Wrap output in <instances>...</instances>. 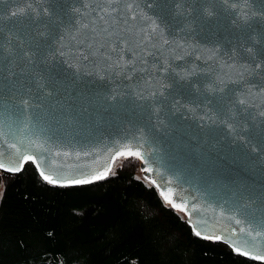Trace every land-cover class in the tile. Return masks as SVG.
Here are the masks:
<instances>
[{"label": "water", "instance_id": "1", "mask_svg": "<svg viewBox=\"0 0 264 264\" xmlns=\"http://www.w3.org/2000/svg\"><path fill=\"white\" fill-rule=\"evenodd\" d=\"M102 2L66 0L65 9L69 14L59 29L64 36L66 56L71 51L67 45L71 41L69 32L72 25L68 21L72 18V10L78 8L90 17L91 6ZM149 2L123 0L120 7L123 9L129 3L135 4L133 14L144 13L160 22L159 16L154 15L159 10L154 3L149 7ZM45 4L46 0H0V29H3L0 40L7 41L9 33L18 30L17 18H10L11 11L27 10L29 5L40 9ZM232 4L236 8H232ZM215 6L219 14L204 26H201L202 21L193 19L196 13L188 19L166 14L163 24L172 31L168 39L175 42L165 53L167 70L154 67L150 58L143 66L147 72H128L125 75L115 71L114 74L113 69L106 71L102 60L75 59L71 60L72 67L63 69L61 79H64V74H75L81 83L77 86L66 81V84L58 85V91H54L51 85L43 87V81L34 82L33 73L27 78L28 83L22 92L26 95L27 89L31 88L32 95H39L42 103L23 109L14 108L11 103L0 104V154L11 159L19 149L20 154H31L42 162L41 169L34 165L40 177V171L44 170L55 173L54 178L77 179L89 178L106 167L110 168L108 176L115 160L120 157L119 152L139 151L143 157L139 159L143 178L155 187L163 200L162 192L178 206L173 207L168 202L171 207L186 209L179 211L195 235L198 230L202 234L198 237L219 236V240H207L221 242L232 250V244L238 243L253 255L264 254V236L253 240L239 232L244 227L251 229L253 236L256 232L264 233L259 214L253 220L241 211L243 206L252 208L260 198H264V145L258 146L256 139L236 138L220 121L210 126L207 119H201L205 112L213 111L204 99L205 95L211 99L221 94L214 93L212 89L239 87L241 91L236 96L243 98L249 95L254 102V106L247 108L243 115L247 117L251 112L249 123L257 127L264 123V116H261L264 112V77L257 75L244 80L237 75L238 67H228L233 62L238 66L252 59L264 64L256 54L261 46L259 25L264 23V6L260 0H227L226 3L215 0ZM244 9L255 13L250 19L252 28L248 29L255 39H248L246 44L237 41L236 37L242 33L237 25L230 23L233 16H238ZM176 44L183 45V48L174 51ZM253 45L252 53L244 50L246 46ZM8 47L10 45L6 43L0 54V81L5 85L9 81L25 79L21 74L23 62H17ZM136 68L140 69L141 65L137 64ZM173 78L183 84L191 96L181 97L186 107L174 108L171 112L165 107L160 113V120L164 121L161 124L150 113L151 99L140 97L141 94L148 97L161 83L165 80L171 82ZM245 89H251V93H245ZM48 92L51 95H47ZM4 96L9 98L7 88ZM114 98H118L119 103ZM21 99V95L15 96V103L19 104ZM186 100H194L195 104L186 103ZM81 105L87 111H79ZM61 108L72 111L76 119L64 121L59 115ZM37 145H43V148ZM81 185L86 184L61 187ZM249 197L253 199L249 200ZM235 219H240L241 223L236 224ZM242 257L264 264L261 260Z\"/></svg>", "mask_w": 264, "mask_h": 264}, {"label": "snow or ice", "instance_id": "2", "mask_svg": "<svg viewBox=\"0 0 264 264\" xmlns=\"http://www.w3.org/2000/svg\"><path fill=\"white\" fill-rule=\"evenodd\" d=\"M65 2L66 0H46L45 6L40 9H34L32 5H29L27 10L19 8L10 12V18L16 17L15 23L19 27L16 33H9L7 41L0 40V54H2L6 43L10 45L7 49L9 53L16 57L17 62H23L21 74L25 75V79L24 81H9L7 85L0 81V104L11 103L14 108L20 107L23 109L42 103L39 95H32L31 88L27 89L26 95L22 92V89L28 83L27 78L32 76L33 73H35L34 82L43 81V87L46 88L51 85L54 91H58V85L66 84V81L78 86L81 80L75 74L71 76L64 74V79H61L63 69L72 67L71 60L75 59L81 61L92 60L93 62L102 60L106 65V71L109 68L113 69L114 74L115 71H121L125 75L128 72H147L148 69L143 66L148 64L150 58L154 67L158 66V68L167 70L166 62L168 57L165 56V53L175 42L168 39L172 35V31L168 29L166 24H163L166 14L170 13L173 17L188 19L193 17V13H196L197 15L193 19L196 22L202 21L201 26L206 25L208 21L219 14L215 6V0H150L149 7L154 3L159 10L158 13L154 14L159 16L160 22H158L157 19L144 13L133 14V10L136 8L135 4L129 3L121 9L120 5L123 0H103L102 3L91 6L93 11L90 17L82 13L78 8L72 10V18L68 21L72 25V30L69 32L71 41L67 45L71 51L66 56L63 44L64 36L59 31L60 27L64 25V17L69 14L67 9H65ZM76 2H80V0H76ZM224 2L226 3L227 0H224ZM260 3L264 6V0H260ZM231 7L236 8V5L232 4ZM254 15L255 13H249L244 9L241 10L238 16L234 15L230 21V23L237 25L242 33V35L236 37L238 42H245L246 44L248 39H255L248 31V29L252 28L250 19ZM191 23L192 21L190 20L189 24ZM259 27V43L261 46L257 49L256 54L264 61V23L260 24ZM2 32L3 29H0V33ZM13 40H15V45H13ZM254 46H246L244 50L252 53ZM182 48L183 45L176 44L174 51H179ZM229 55L231 56L232 53L230 52ZM68 57H71V59ZM161 61L164 62L162 63ZM137 64L141 65L140 69L136 68ZM228 67H238L237 75L244 80H249L257 75L264 77V64L256 63L254 59L238 66L233 62L228 64ZM100 78L103 79L104 77ZM128 78L132 79L133 77L128 76ZM221 83H225V81L221 80ZM5 88H7L9 93L8 99L4 96ZM212 91L221 94L215 95L211 99L205 95L204 99L208 101V106L213 111L205 112L201 119H207L210 126H214L220 121L236 138L244 137L248 141L256 139L258 146L264 145V123L257 127L249 123L251 112L247 113V117L243 115L247 108L254 106L250 96L237 97L236 93L241 91L239 87L214 88ZM244 91L247 94L251 93V89H245ZM17 95L22 96L19 104L15 103V96ZM47 95H51V92H48ZM190 96L191 92L173 78L171 82L165 80L161 83L160 87L152 91L148 97H144L141 94L140 98L151 99L150 113L163 124L164 121L160 120L161 111L165 107H167L169 112L173 111L174 108L186 107V104H182L181 97L187 98ZM114 99H117L119 103L118 98ZM186 103L194 105L195 101L186 100ZM200 103L203 104L204 101H200ZM79 111L83 112L87 111V109L81 105ZM55 115L53 113L54 118ZM59 115L66 122L76 119L72 111L63 108L60 109ZM261 116H264V112L261 113ZM241 120L244 123H241ZM12 147L15 148V145H12ZM37 147L42 149L43 145H37ZM16 152L17 155L11 159H7L0 154V170L6 173H18L23 170L24 164L28 162L35 165L37 169H41L42 162L37 157L31 154H20L19 149H16ZM118 156L143 158L142 153L139 151H121ZM109 171L110 168L106 167L104 171L91 175L89 178L77 179H68L67 177L54 178L55 173L44 170L40 171V175L49 184L67 186L102 180ZM64 181H66V184ZM162 195L173 207H178L173 199H169L163 192ZM252 199V197H249V200ZM237 207L240 208V205L237 204ZM179 210L186 211L184 208ZM241 211L252 217L253 220L259 214L262 226H264V198H260L258 203L252 208L247 205L243 206ZM235 223L239 225L241 220L235 219ZM239 232L252 237L253 240L264 236L262 232H256L255 236H253L252 230L244 227H241ZM196 235L201 236L202 234L197 230ZM203 238L221 239L219 236H203ZM232 247L239 255L264 261V254L253 255L247 249L241 248L238 243H233Z\"/></svg>", "mask_w": 264, "mask_h": 264}, {"label": "trees", "instance_id": "3", "mask_svg": "<svg viewBox=\"0 0 264 264\" xmlns=\"http://www.w3.org/2000/svg\"><path fill=\"white\" fill-rule=\"evenodd\" d=\"M139 165L119 157L106 178L68 187L31 162L0 171V264H263L196 236Z\"/></svg>", "mask_w": 264, "mask_h": 264}, {"label": "rangeland", "instance_id": "4", "mask_svg": "<svg viewBox=\"0 0 264 264\" xmlns=\"http://www.w3.org/2000/svg\"><path fill=\"white\" fill-rule=\"evenodd\" d=\"M138 175H140V173H138ZM0 191H1V188H0ZM0 195H1V192H0Z\"/></svg>", "mask_w": 264, "mask_h": 264}]
</instances>
